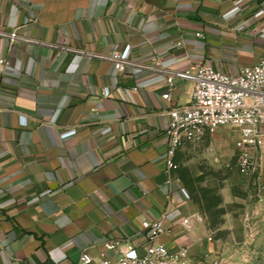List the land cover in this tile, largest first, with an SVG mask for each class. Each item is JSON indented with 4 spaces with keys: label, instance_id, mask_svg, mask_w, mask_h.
I'll list each match as a JSON object with an SVG mask.
<instances>
[{
    "label": "crops",
    "instance_id": "0c3cea01",
    "mask_svg": "<svg viewBox=\"0 0 264 264\" xmlns=\"http://www.w3.org/2000/svg\"><path fill=\"white\" fill-rule=\"evenodd\" d=\"M14 29L39 44L0 37V264L114 259L106 242L139 257L144 220L161 221L156 241L170 252L215 263L163 157L168 111L192 84L176 80L166 102L157 73L116 72L105 58L237 73L264 52V0H0V32ZM258 156L253 214L264 213Z\"/></svg>",
    "mask_w": 264,
    "mask_h": 264
},
{
    "label": "built area",
    "instance_id": "2783aa9c",
    "mask_svg": "<svg viewBox=\"0 0 264 264\" xmlns=\"http://www.w3.org/2000/svg\"><path fill=\"white\" fill-rule=\"evenodd\" d=\"M200 37V34H196ZM9 45L15 43L39 44L17 34L0 32ZM176 46H180L177 43ZM114 71L126 69L153 71L162 77L168 91L161 95L163 101H169L171 90L176 80L192 84V93L186 105L173 107L168 111L169 122L164 130L166 150L164 160L169 175L176 172L175 155L187 144L197 143L213 133L217 128L230 127L236 134V166L242 175H253L256 169L255 157L264 151V52L252 66L242 67L237 73L224 74L210 66L199 64L184 71L168 70L159 59L152 66L133 63L117 52L105 58ZM8 66L0 61L3 70ZM135 89V88H134ZM105 97L104 93L102 94ZM91 112H95L94 109ZM259 183L258 177L255 179ZM169 183V180L168 182ZM186 223V220L183 221ZM142 232L147 245L142 256H135L131 250H118L117 243L106 242L103 247L115 253L114 259L100 255L93 261L82 253L79 264H200L190 258L187 247L170 252L165 245L156 241L163 232L160 220L142 221Z\"/></svg>",
    "mask_w": 264,
    "mask_h": 264
},
{
    "label": "rangeland",
    "instance_id": "374dc122",
    "mask_svg": "<svg viewBox=\"0 0 264 264\" xmlns=\"http://www.w3.org/2000/svg\"><path fill=\"white\" fill-rule=\"evenodd\" d=\"M235 140L233 129L220 127L185 145L176 152L174 176L214 244L213 264H264V213L247 208L258 199V166L253 175H242Z\"/></svg>",
    "mask_w": 264,
    "mask_h": 264
}]
</instances>
